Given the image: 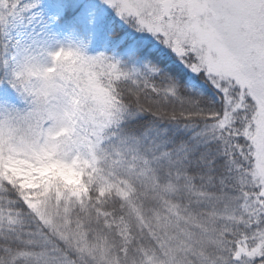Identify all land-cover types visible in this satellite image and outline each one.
<instances>
[{"label":"snow or ice","instance_id":"6c2138e0","mask_svg":"<svg viewBox=\"0 0 264 264\" xmlns=\"http://www.w3.org/2000/svg\"><path fill=\"white\" fill-rule=\"evenodd\" d=\"M0 264H264V0H0Z\"/></svg>","mask_w":264,"mask_h":264}]
</instances>
